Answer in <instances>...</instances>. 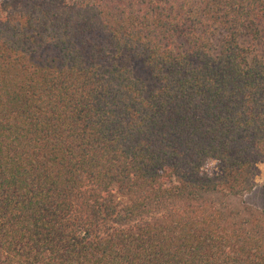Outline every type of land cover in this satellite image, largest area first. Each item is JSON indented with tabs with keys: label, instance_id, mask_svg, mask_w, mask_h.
Segmentation results:
<instances>
[{
	"label": "trees",
	"instance_id": "1",
	"mask_svg": "<svg viewBox=\"0 0 264 264\" xmlns=\"http://www.w3.org/2000/svg\"><path fill=\"white\" fill-rule=\"evenodd\" d=\"M262 51L264 0H0V264H264Z\"/></svg>",
	"mask_w": 264,
	"mask_h": 264
},
{
	"label": "rangeland",
	"instance_id": "2",
	"mask_svg": "<svg viewBox=\"0 0 264 264\" xmlns=\"http://www.w3.org/2000/svg\"><path fill=\"white\" fill-rule=\"evenodd\" d=\"M264 55V51H262ZM205 171L209 174H215L218 172V167L216 162L209 161L205 166ZM254 188L251 193H248L242 197V200L251 203L254 206H259L264 208V159L257 163L255 167V173L253 176ZM117 201L123 202L124 199L120 196L116 197Z\"/></svg>",
	"mask_w": 264,
	"mask_h": 264
}]
</instances>
